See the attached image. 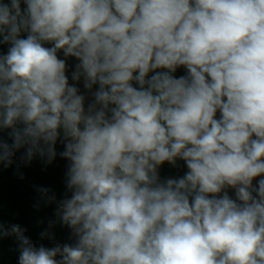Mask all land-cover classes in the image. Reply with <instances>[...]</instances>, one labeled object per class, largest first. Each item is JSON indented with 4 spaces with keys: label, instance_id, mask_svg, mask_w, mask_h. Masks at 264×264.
<instances>
[{
    "label": "clouds",
    "instance_id": "9594fccd",
    "mask_svg": "<svg viewBox=\"0 0 264 264\" xmlns=\"http://www.w3.org/2000/svg\"><path fill=\"white\" fill-rule=\"evenodd\" d=\"M21 149L68 161L36 191L74 243L0 222L18 264H264V0H0V168Z\"/></svg>",
    "mask_w": 264,
    "mask_h": 264
},
{
    "label": "water",
    "instance_id": "95a60500",
    "mask_svg": "<svg viewBox=\"0 0 264 264\" xmlns=\"http://www.w3.org/2000/svg\"><path fill=\"white\" fill-rule=\"evenodd\" d=\"M2 50L6 52L7 46H3ZM76 62L74 58L68 60L69 78L72 66ZM184 74L183 68L178 69L175 73L177 76ZM78 86L82 92H85L82 82ZM4 138L7 140V132L4 133ZM61 151H63V145L58 142L57 153ZM23 154L24 149H21L16 153L10 167L0 168V222H3L6 227L19 224L26 229L25 235L37 247L41 244L53 247L56 244L74 243L71 230L62 225L55 215L57 203H45L36 191L37 187L49 188L51 189L49 195L54 194L57 201L69 196L70 193L67 191L65 183L68 161L62 159L58 154L51 164H47L38 156L30 164H25L20 159ZM186 171L184 162L177 160L175 167L165 162L160 167L159 174L163 180L182 177ZM19 173H23V179ZM229 194L234 198L233 190L229 189ZM38 201L39 208L34 207ZM45 231L49 232L53 238L42 239L41 233ZM18 257L19 242L15 236H8L0 240V264H18Z\"/></svg>",
    "mask_w": 264,
    "mask_h": 264
}]
</instances>
